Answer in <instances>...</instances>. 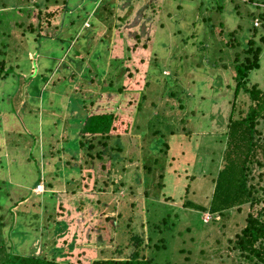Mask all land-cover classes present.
Returning a JSON list of instances; mask_svg holds the SVG:
<instances>
[{
  "label": "rangeland",
  "instance_id": "rangeland-1",
  "mask_svg": "<svg viewBox=\"0 0 264 264\" xmlns=\"http://www.w3.org/2000/svg\"><path fill=\"white\" fill-rule=\"evenodd\" d=\"M263 1L223 0L225 8L219 10L218 0H0V53L12 51L8 63L14 69L0 85V201L5 200L0 231L20 228L26 233H13L18 251L26 254L22 251L29 241L46 235L41 239L48 244L45 251L64 263L88 264L117 248L125 258L131 252L128 221L146 233L162 224L169 205L175 223L164 235L169 237L166 249L154 247L160 234L151 238L147 254L153 264H182L187 258L190 264H238L230 241L244 228L249 206L214 221L185 203H211L234 103L233 61L251 37L262 44L264 19L254 20L251 13H264ZM90 18L96 24L92 45L85 37L92 29ZM38 30L47 36L36 39ZM59 31L61 38L75 31L67 53L68 40L51 38ZM117 44L127 59L124 66L135 76L132 83L152 70L162 81L152 82L146 93L136 123L140 129L114 134L107 146L98 137L83 149L82 105L90 107L92 91L103 92L99 71L118 56ZM80 57L86 60L84 70L73 77L68 65L75 69ZM119 63L111 59L107 77L120 70ZM45 68L53 70L42 88L45 101L29 104L30 81L45 74ZM165 76L179 86L174 95L164 93ZM25 77L30 79L26 83ZM251 81L264 89V57ZM244 101L237 99L239 107ZM116 142L124 147V161ZM99 152L104 154L97 158ZM39 179L43 188L34 187ZM255 183L264 185V180Z\"/></svg>",
  "mask_w": 264,
  "mask_h": 264
},
{
  "label": "trees",
  "instance_id": "trees-1",
  "mask_svg": "<svg viewBox=\"0 0 264 264\" xmlns=\"http://www.w3.org/2000/svg\"><path fill=\"white\" fill-rule=\"evenodd\" d=\"M66 3L68 4V2ZM218 3L219 5H217L216 9L222 10L225 8L223 0H218ZM36 4L39 8L40 3ZM151 4L152 2H150L148 6L150 7ZM68 6L65 5V8H69ZM44 8L47 10L49 6H45ZM43 10L39 9V11ZM66 11H64L63 8L61 9L63 17H66ZM251 15H253L254 20L260 19V21H263L262 19H264V13L259 14L257 17L255 13H251ZM83 16H88L85 10ZM90 22L92 29L88 31L85 37L90 45H92L93 36L90 32H95L96 24L94 18H90ZM76 30H79V28ZM38 31L36 39L47 36V33L44 34V31ZM75 31L64 38L59 37L61 34L59 31L51 38L59 41L68 40L70 45L65 48L67 53L70 46H72L73 42L76 40L74 37ZM254 31L255 34H257V27H254ZM24 34H26V32H24ZM261 41L262 44L251 37L247 44L244 45L243 52H240L242 55L236 54V58L233 61L235 70L234 79L236 82V86L234 87V103L227 124V132L225 133L226 144L223 152V167L219 170L214 179L213 183L215 187L212 193L211 203L209 206L195 205L189 201L185 203L187 207L191 206L200 211L201 216L203 213L207 212L214 221L217 217H223L235 209L242 211L245 206H249L250 212L247 215L244 228L237 234L236 240L233 242L230 241V245H232L230 248L234 252L238 264H264V185L262 183H255L257 178H259L260 181L264 180V172H262L264 170V132L260 130L262 121H264V89H262L257 82L251 81L252 73L259 70L262 66V59L264 57V50L262 48V45H264V32L261 33ZM237 45L238 43H236L235 46L237 47ZM86 46L87 47H83V50H86L89 45L86 44ZM114 51L118 56L111 57L109 60V67L99 71L101 72L100 75L104 78L102 79L103 92L95 95L94 92L96 91H92L89 95V97H91L90 107L87 108L85 104L82 105L84 117L81 118L83 120L81 121L83 125L82 130L79 132L81 137L84 136L87 140V144L80 143V147L83 149L98 137L101 142L106 144L105 141L114 137V134H116V136H121L130 133L132 129H140V126L136 125V123L138 117L144 113V104L148 99V94L146 93L152 82L160 83L162 81L155 77L152 70L149 71L146 76L138 75L136 83H132L131 80H133L132 78H135V76L124 66L127 59L123 54H120L121 51L118 44L115 46ZM118 51L119 53H117ZM0 54H2L3 57L0 59L1 85L10 73L14 72V69L11 67V64L8 63V56L12 55V51L9 50L8 52H2ZM80 54V51H76V55L80 56ZM28 58L30 59V57ZM80 58V61L77 62L79 64H75V69L72 70L68 65L67 70H71L70 74L73 77L84 70V63L86 60L85 57ZM111 59L120 61V70L114 75L111 74L107 77L108 70L111 69ZM31 61L32 59H30L29 62ZM63 66H65V63ZM16 67L18 68V64ZM33 69L36 70L34 65ZM45 70V74L36 77V80L30 81L29 100L27 103L39 104L45 101L46 93L42 88L44 84L48 83L50 80L49 74L53 72L52 68H45ZM64 70L66 72L65 67ZM22 72L23 71H21L20 74H22ZM127 72L130 73L128 76L130 81L124 84L123 80L127 79L125 78ZM33 74L34 72H32V75ZM79 78L81 79L80 74ZM84 78L86 79V76H84ZM165 78H169V81L164 79V82L168 84L164 93L171 91L170 95H174L175 89L179 86L174 85L170 76H165ZM64 79H66V76ZM29 80V77H25L24 82L26 83ZM55 84L56 82L53 81V83L48 84L46 88H50ZM104 86L109 87V90H105ZM128 88H130L129 91L127 90ZM240 98H242L241 100L243 101L245 100L243 102V107H239V103L237 104V99L241 101ZM71 105L69 106L71 107ZM73 107L74 106L71 108L74 109ZM153 113L154 112L150 114L153 115ZM114 147L120 149V155H117L124 161V157L121 156L124 147L121 143L117 142ZM102 154H104V152H99L96 154V157L100 158ZM115 157L116 155L114 154L113 160L120 162V159H118L119 157ZM254 170L259 172L256 173ZM43 180L45 179L43 178ZM40 182L41 179L36 182L34 187L39 185ZM4 201L5 200L2 199L0 204ZM165 207V215L162 217L163 225L154 224L152 225V229L148 228V230H146V233L135 231L133 220L128 221L126 227L127 231L131 233V238L128 243V246L131 247V252L127 257L121 258L124 252L117 248L114 253H110L111 258L109 255H107L106 258L102 256L99 258L94 257L88 264H153L154 259L150 258L147 254V251L150 249V242L153 239L152 237H154L155 234H160L159 240L154 242V247H156L157 251L166 249L169 237L164 235L173 228L175 223L170 216L174 208L169 205H165ZM149 226L150 223H148V227ZM19 230L20 228L11 229L6 233L0 231V264H69L60 261L58 255L56 257L53 254V256L50 257L47 254L45 249L48 244L47 242L42 243L41 241L46 235H42L40 239L35 238L32 243L29 241L30 246H28V250L22 251L26 252V254H22L21 251L16 249V246L19 247V245L13 241V238L17 234L26 236V233L23 231L19 232ZM13 233H15V235H13ZM53 233L55 234V231H53ZM55 238L57 239V237ZM195 239L196 238H193L192 240ZM38 241L41 246L39 254L36 255L39 249ZM19 242L21 245V239ZM181 252L185 253L186 251L181 249ZM101 254L106 255L105 252ZM229 258L230 256H227L224 257L223 260H228ZM190 263L192 262L187 258L182 264ZM168 264L177 263H170V261H168Z\"/></svg>",
  "mask_w": 264,
  "mask_h": 264
},
{
  "label": "built area",
  "instance_id": "built-area-1",
  "mask_svg": "<svg viewBox=\"0 0 264 264\" xmlns=\"http://www.w3.org/2000/svg\"><path fill=\"white\" fill-rule=\"evenodd\" d=\"M41 184H42V183H41ZM41 184L38 185L39 188H43V186H42ZM208 216H210V215L208 214Z\"/></svg>",
  "mask_w": 264,
  "mask_h": 264
},
{
  "label": "clouds",
  "instance_id": "clouds-1",
  "mask_svg": "<svg viewBox=\"0 0 264 264\" xmlns=\"http://www.w3.org/2000/svg\"><path fill=\"white\" fill-rule=\"evenodd\" d=\"M42 182V181H41ZM41 182L39 184H41Z\"/></svg>",
  "mask_w": 264,
  "mask_h": 264
},
{
  "label": "crops",
  "instance_id": "crops-1",
  "mask_svg": "<svg viewBox=\"0 0 264 264\" xmlns=\"http://www.w3.org/2000/svg\"><path fill=\"white\" fill-rule=\"evenodd\" d=\"M53 189V188H52ZM76 239V238H75ZM74 248V247H73Z\"/></svg>",
  "mask_w": 264,
  "mask_h": 264
}]
</instances>
